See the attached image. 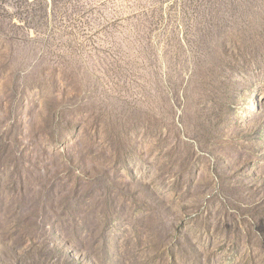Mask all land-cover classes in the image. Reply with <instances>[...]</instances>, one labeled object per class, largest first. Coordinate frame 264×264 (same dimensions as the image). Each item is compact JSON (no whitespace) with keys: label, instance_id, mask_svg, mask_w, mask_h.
<instances>
[{"label":"rangeland","instance_id":"1","mask_svg":"<svg viewBox=\"0 0 264 264\" xmlns=\"http://www.w3.org/2000/svg\"><path fill=\"white\" fill-rule=\"evenodd\" d=\"M0 264H264V0H0Z\"/></svg>","mask_w":264,"mask_h":264}]
</instances>
